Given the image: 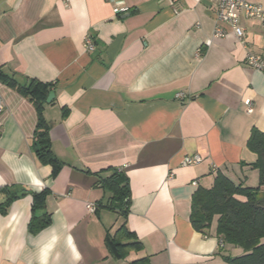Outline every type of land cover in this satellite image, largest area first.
<instances>
[{
    "label": "crops",
    "instance_id": "crops-1",
    "mask_svg": "<svg viewBox=\"0 0 264 264\" xmlns=\"http://www.w3.org/2000/svg\"><path fill=\"white\" fill-rule=\"evenodd\" d=\"M241 25L243 41L228 26L216 35L211 0H0V69L51 82L43 117L62 163L52 175L37 158L36 109L0 80V187L46 189L37 215L50 214L29 231L30 194L0 212V264H227L240 254L219 244L216 217L200 232L189 215L192 194L219 172L259 183L246 142L264 132V71L245 57H264V27ZM193 154L201 162L182 165ZM108 167L128 177L125 216L107 207ZM122 224L138 243L114 249Z\"/></svg>",
    "mask_w": 264,
    "mask_h": 264
},
{
    "label": "trees",
    "instance_id": "trees-1",
    "mask_svg": "<svg viewBox=\"0 0 264 264\" xmlns=\"http://www.w3.org/2000/svg\"><path fill=\"white\" fill-rule=\"evenodd\" d=\"M0 80L26 97L34 105L37 113L31 148L41 163L52 166V175L60 169L62 163L51 151L49 126L43 117V104L52 91L51 82L24 77L23 82L3 73ZM247 148L256 154L252 167L257 169L259 183L251 187L235 184L228 176L217 173L209 188L199 187L191 197L189 220L193 228L205 232L216 217L215 233L223 245L239 247L242 252L235 256L226 255L227 264H264V132L252 128L246 142ZM108 174L100 176L101 187L107 189L111 196L108 208L126 215L129 210L130 189L128 177L117 167H108ZM0 212L6 213L14 200L30 194L32 197L31 219L28 230L37 232L50 223V214L37 211L45 207L47 190L34 192L25 187L4 185L0 187ZM243 197V199L238 198ZM114 249L128 248L136 245L135 234L124 224L119 226L109 237Z\"/></svg>",
    "mask_w": 264,
    "mask_h": 264
},
{
    "label": "built area",
    "instance_id": "built-area-1",
    "mask_svg": "<svg viewBox=\"0 0 264 264\" xmlns=\"http://www.w3.org/2000/svg\"><path fill=\"white\" fill-rule=\"evenodd\" d=\"M68 1V0H63ZM213 2L214 21H215V34L224 35V28L228 26L236 38L239 41L244 39V31L241 25V19L251 18L257 19L264 27V7L262 5L252 3L248 0H211ZM125 8L115 9L116 12H123ZM84 46L87 50H93L94 44L90 36H86L84 39ZM245 63L257 70L264 71V57L260 54H247L245 57ZM181 96V94H177ZM247 105V111H252L251 102L245 100ZM1 110V99H0ZM201 162V157L198 154L185 155L182 159V165L191 166ZM89 210L93 209L91 204L86 205ZM219 244L222 246V241L219 240Z\"/></svg>",
    "mask_w": 264,
    "mask_h": 264
},
{
    "label": "water",
    "instance_id": "water-1",
    "mask_svg": "<svg viewBox=\"0 0 264 264\" xmlns=\"http://www.w3.org/2000/svg\"><path fill=\"white\" fill-rule=\"evenodd\" d=\"M53 97H54V92L51 91V92L48 94L47 98H46V102H49Z\"/></svg>",
    "mask_w": 264,
    "mask_h": 264
},
{
    "label": "rangeland",
    "instance_id": "rangeland-1",
    "mask_svg": "<svg viewBox=\"0 0 264 264\" xmlns=\"http://www.w3.org/2000/svg\"><path fill=\"white\" fill-rule=\"evenodd\" d=\"M212 223H213V221H212Z\"/></svg>",
    "mask_w": 264,
    "mask_h": 264
}]
</instances>
